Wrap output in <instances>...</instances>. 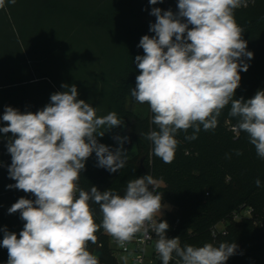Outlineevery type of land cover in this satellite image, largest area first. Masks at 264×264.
I'll list each match as a JSON object with an SVG mask.
<instances>
[{"label": "clouds", "instance_id": "clouds-1", "mask_svg": "<svg viewBox=\"0 0 264 264\" xmlns=\"http://www.w3.org/2000/svg\"><path fill=\"white\" fill-rule=\"evenodd\" d=\"M15 4L16 0H7ZM163 0H149L156 5ZM248 0H178V12L153 8L156 17L138 47L144 55L135 57L139 75L130 90L136 103L147 105L151 130L144 138L152 143V153L171 163L179 141V131L193 130L185 139L198 138L203 130H215L222 110L230 105L229 117L236 118L232 131L247 133L257 156L264 159V91L251 99H234L240 86V72H247L254 53L247 50L243 29L234 12ZM6 0H0V9ZM191 26V27H190ZM66 91L55 92L50 103L33 113L5 107L0 132L8 138L11 155L8 188L31 193L35 199L21 197L9 209L19 211L25 221L19 233L4 229L0 246L7 249V264H100L89 251L97 243L96 233L103 229L127 251L138 236L153 240L162 264H225L236 254L235 242L181 246L180 237L168 238L167 221H162L163 196L160 181L150 174L127 182L124 193L96 186L80 187L81 172L95 153L97 166L115 173L126 166L129 157L123 148L128 137H114L120 147L113 151L98 142L106 131L122 125L116 112L98 116L97 108L78 99L75 84H62ZM134 151V149H133ZM242 155L240 150H234ZM226 158L228 154H226ZM256 186H261L259 178ZM151 186V190L150 187ZM92 205L99 206L100 223ZM227 235V233H225ZM124 257V264H127ZM135 264H143L140 257Z\"/></svg>", "mask_w": 264, "mask_h": 264}, {"label": "trees", "instance_id": "trees-1", "mask_svg": "<svg viewBox=\"0 0 264 264\" xmlns=\"http://www.w3.org/2000/svg\"><path fill=\"white\" fill-rule=\"evenodd\" d=\"M168 2L167 10L178 12V0ZM68 3L43 1L37 14L42 15L45 22L35 26L30 20L22 22L7 0L5 7L0 9V127L6 126L2 121L5 107H13L21 113H35L50 103L51 94L61 92L52 82V37H58L52 18L69 16L84 27L96 25L117 31L121 37V54L113 67L107 69L104 92L123 123L97 139L115 151L119 141L114 137H128L132 144L125 146L123 143V148L135 146L137 154L127 160L123 169L110 173L97 166L93 153L81 172L80 187L89 190L96 186L101 192L112 189L122 195L128 181L145 176L151 170L158 172L157 177L174 176L176 183L158 188L162 196L169 192L177 194L174 190L184 195L177 202V210L163 219L169 225L167 237H180L181 246L200 247L205 243L218 246L224 241L235 242L238 245L236 254L225 264H264V232L260 226V222H264V159L257 156L247 133L232 131L237 119L229 117L230 105L222 110L215 130L205 131L201 126L198 138L192 141L185 139L192 134L191 128L187 132L179 131L176 135L179 143L171 163L155 157L153 165L150 164L152 143L143 134L158 129L151 123L148 106L136 103L130 90L135 88L139 75L135 57L144 55L138 44L144 35H155L149 31L150 24L156 20L150 13L153 8L163 10V3L102 0V4L93 8L82 4L79 8L72 7ZM234 17L243 29L247 50L254 53L251 60L245 58L249 68L247 72H240V86L234 95V99L243 97L246 101L258 90L264 91V0H248L246 7L235 10ZM106 18L114 21V27L105 21ZM126 103H129L128 108ZM11 136V133L0 132V242L4 229L16 233L19 238L25 224L19 211L9 214L8 209L21 197L35 199L31 193L8 188L16 183L8 174L11 155L7 143ZM237 149L243 154L236 155L234 150ZM226 154L230 158H226ZM257 178L261 181L259 188L255 184ZM92 207L96 222L100 223L99 206ZM247 209L251 210V216L243 215ZM236 214H241V218L235 219ZM220 223L225 225V232H218L214 237L212 228ZM96 235L106 255L105 260H99L100 264H118L109 252L108 237L103 229ZM94 245L89 243V251ZM7 260V249L0 246V264H7Z\"/></svg>", "mask_w": 264, "mask_h": 264}, {"label": "rangeland", "instance_id": "rangeland-1", "mask_svg": "<svg viewBox=\"0 0 264 264\" xmlns=\"http://www.w3.org/2000/svg\"><path fill=\"white\" fill-rule=\"evenodd\" d=\"M43 1L45 0H16L14 5L7 3L11 9L17 10L18 17L22 22L30 20L35 26L42 25L41 23L45 22L44 17L37 14V10L42 5ZM62 1H69L68 4L70 6L78 8L81 7L80 4L90 8L102 4V0ZM104 1L107 2L108 0H103V2ZM168 5V0H164L163 10L166 11ZM46 19L48 20L49 18L47 17ZM52 19H54L53 24L57 27L55 30L58 32L57 38L52 37V82L61 92L66 91V89L61 87L62 84H67L69 86L75 84L78 90L77 98L97 108L98 116L102 117L109 112H116V107L104 92L106 87L104 80L108 74L107 69L113 67L114 61H118L121 54V37L119 33L113 30H106L102 26L92 25L91 27H84L81 22L73 20L72 18L70 19L69 16H56V18ZM105 21L110 22L114 27V21L107 20V18ZM126 107H129V103H126ZM227 123L232 124L231 121ZM124 144L125 146H129L132 143L127 140ZM118 146L120 147V142H118ZM155 157L151 149V165H153ZM148 174L160 181L159 187L162 188L177 182L174 176L157 177L158 172L156 170H151ZM174 191L177 192V194L169 192L163 195L162 204L168 207L162 209V216L177 210V202L180 201V198L183 199L184 195L181 192L177 190ZM218 227L223 228L224 224L220 223ZM105 236L108 237V249L110 254L115 258L118 264H121L123 258H128L130 255L122 252L118 256L116 253H112L109 236L107 234H105ZM119 260L121 262H119Z\"/></svg>", "mask_w": 264, "mask_h": 264}, {"label": "built area", "instance_id": "built-area-1", "mask_svg": "<svg viewBox=\"0 0 264 264\" xmlns=\"http://www.w3.org/2000/svg\"><path fill=\"white\" fill-rule=\"evenodd\" d=\"M149 187L151 190V186ZM251 214L252 213L250 209H247L246 211L243 212V215H246V216H251ZM165 215L160 218L162 221L165 218ZM239 218H241V214H236L235 219H239ZM218 225L219 224H217L216 226L212 228V233L214 237H216L218 232H225V225L223 228H219ZM260 226L264 232V222H260ZM151 235L153 236V240H144L138 236L136 239H134L131 243L127 245V251H125V249L120 248L116 244V242L112 239V237L108 235L111 251L112 253H116V255L118 256L122 252L128 253L130 256L127 259V264H135L137 257H140L142 259L143 264H162V261L160 260L158 254L155 252V249H154V239L156 238V236L154 233H151ZM175 259L176 258L174 257L173 261H170V263H175ZM119 262L121 261L119 260ZM121 264H124V260H122Z\"/></svg>", "mask_w": 264, "mask_h": 264}, {"label": "water", "instance_id": "water-1", "mask_svg": "<svg viewBox=\"0 0 264 264\" xmlns=\"http://www.w3.org/2000/svg\"><path fill=\"white\" fill-rule=\"evenodd\" d=\"M126 150V154L127 156L130 158L134 157L137 154V150L135 148V146H130L128 148H124ZM134 149V151H133ZM90 252L95 255L96 257H98L99 260H105L106 259V255L104 253L103 247L100 243L95 244L94 246H92L90 248Z\"/></svg>", "mask_w": 264, "mask_h": 264}]
</instances>
